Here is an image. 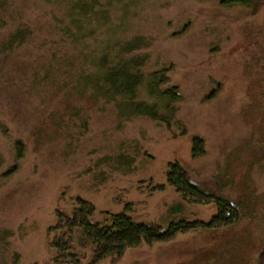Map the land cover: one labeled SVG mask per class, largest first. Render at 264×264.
Returning <instances> with one entry per match:
<instances>
[{"label":"rangeland","instance_id":"rangeland-1","mask_svg":"<svg viewBox=\"0 0 264 264\" xmlns=\"http://www.w3.org/2000/svg\"><path fill=\"white\" fill-rule=\"evenodd\" d=\"M141 55L179 88L171 125L103 97L105 61ZM138 99L156 100L145 85ZM176 162L238 214L208 226L218 202L171 185ZM79 198L94 221L129 206L163 229L197 224L96 264H264V0H0V264H55V236L76 231L53 228Z\"/></svg>","mask_w":264,"mask_h":264},{"label":"trees","instance_id":"trees-1","mask_svg":"<svg viewBox=\"0 0 264 264\" xmlns=\"http://www.w3.org/2000/svg\"><path fill=\"white\" fill-rule=\"evenodd\" d=\"M258 0H224L225 3L242 4L252 6ZM15 42H24L22 37L19 38L14 34ZM10 44V43H9ZM8 44V47H9ZM142 42L130 41L124 48L127 52H131L142 46ZM11 47V46H10ZM145 55L132 56L130 58H122L119 61H105V66L110 72L104 75L102 81L110 82V97L104 93L103 97L110 101L121 99L122 104L128 108V115H144L155 120L167 122L171 125L175 116L176 108L173 106L175 102L181 100L182 95L177 86L162 89L161 86L169 81L165 70L156 71L150 75H145L142 67L146 61ZM146 83V84H145ZM147 86L149 94L156 98L154 101L146 99H138V89ZM121 96V97H120ZM165 108L166 113H161V108ZM193 156H202L206 153L204 138L196 135L193 137ZM168 182L174 185L184 197L198 195L204 199L218 202V214L207 224L208 226H216L228 224L234 213L238 214L237 205L230 199L217 196L202 189L198 184L194 183L185 168L179 162L171 163L168 169ZM162 188V186H160ZM92 208V210H91ZM180 208V207H179ZM129 206L123 211L113 214L106 212L102 221H94V207L88 201L79 198L76 218L69 217V225L63 224L60 214L59 224L54 226V230L74 228V234H67L65 237L61 232L53 240L52 246L57 250V257L54 258L55 264H81L80 257L77 256L76 245L78 241L84 243L86 248H90L94 253V259L91 264L109 257L122 256L128 248L136 247L143 242L153 243L165 240L176 234L178 231L197 227L195 222L182 220L180 222L172 221L168 228L163 229L159 225L138 222L131 214L128 213ZM62 220V223H61ZM71 222V223H70ZM63 224V225H61ZM71 232V230H70ZM83 245V246H84ZM73 257H78L74 260ZM264 258V252H263Z\"/></svg>","mask_w":264,"mask_h":264}]
</instances>
